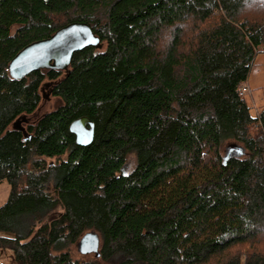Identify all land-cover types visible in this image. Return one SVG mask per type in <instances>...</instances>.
Returning <instances> with one entry per match:
<instances>
[{
  "label": "trees",
  "instance_id": "1",
  "mask_svg": "<svg viewBox=\"0 0 264 264\" xmlns=\"http://www.w3.org/2000/svg\"><path fill=\"white\" fill-rule=\"evenodd\" d=\"M73 22L105 48L10 76ZM260 53L264 0H0V250L14 264H264V108L241 94ZM46 80L61 104L23 122ZM81 117L88 146L70 132ZM87 233L100 256L76 260Z\"/></svg>",
  "mask_w": 264,
  "mask_h": 264
},
{
  "label": "water",
  "instance_id": "2",
  "mask_svg": "<svg viewBox=\"0 0 264 264\" xmlns=\"http://www.w3.org/2000/svg\"><path fill=\"white\" fill-rule=\"evenodd\" d=\"M88 47L101 50L103 43L87 23H70L57 30L51 37L33 42L23 48L9 65L10 76L20 80L38 70L68 72L73 55ZM70 132L75 135L77 145L88 146L94 140L95 125L88 117H81L72 122ZM233 154L240 155V153ZM100 245L98 234L87 233L82 237L78 248L81 253H94L98 258Z\"/></svg>",
  "mask_w": 264,
  "mask_h": 264
},
{
  "label": "rangeland",
  "instance_id": "3",
  "mask_svg": "<svg viewBox=\"0 0 264 264\" xmlns=\"http://www.w3.org/2000/svg\"><path fill=\"white\" fill-rule=\"evenodd\" d=\"M167 40L168 38H166V42ZM44 84L45 85L41 93L42 100L37 111L31 116L25 117L23 119V122L25 121L33 122L37 120L39 117L45 115L46 113L53 111L61 104L62 101L60 100V98L52 94L51 86H46L51 84L50 81L46 80ZM246 85L249 88V92L245 94V99L252 108V114L256 115L264 108V53H260L256 56L252 68L249 72ZM239 146L241 147V145ZM229 148L231 150L230 151L231 153H236L237 147L234 146L233 142H226L225 144H223L221 150L223 156H225L228 153ZM134 165H135L134 157H129L124 167V172L125 173L131 172L132 169L134 168ZM50 187L52 188L53 186ZM9 194H10L9 184L7 182H3L2 184H0V207L7 201ZM56 212H60V210L58 209ZM55 216L56 214L52 215L51 217H55ZM241 249H242L241 251L245 250V248H241ZM259 249L264 250L263 241L262 244L259 246ZM70 251L72 253V257L80 261L90 260L95 256L94 253H87V254L81 253L77 245L71 246ZM236 253H238L236 249H234L231 252L232 255H236ZM0 262L2 264H14L12 252L11 251L3 252L0 250ZM107 264H115V263L112 262Z\"/></svg>",
  "mask_w": 264,
  "mask_h": 264
},
{
  "label": "built area",
  "instance_id": "4",
  "mask_svg": "<svg viewBox=\"0 0 264 264\" xmlns=\"http://www.w3.org/2000/svg\"><path fill=\"white\" fill-rule=\"evenodd\" d=\"M248 92H249V88H248V86L246 85L245 87L242 88L241 94H242V95H245V94L248 93ZM0 264H2V263L0 262Z\"/></svg>",
  "mask_w": 264,
  "mask_h": 264
}]
</instances>
